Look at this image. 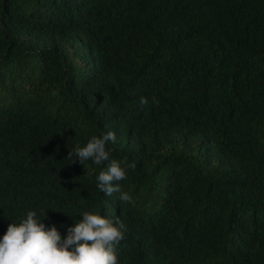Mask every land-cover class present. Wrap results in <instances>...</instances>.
Masks as SVG:
<instances>
[{"label":"trees","instance_id":"trees-1","mask_svg":"<svg viewBox=\"0 0 264 264\" xmlns=\"http://www.w3.org/2000/svg\"><path fill=\"white\" fill-rule=\"evenodd\" d=\"M108 131L130 202L66 159ZM28 211L119 217L117 264H264V0H0V240Z\"/></svg>","mask_w":264,"mask_h":264},{"label":"clouds","instance_id":"clouds-1","mask_svg":"<svg viewBox=\"0 0 264 264\" xmlns=\"http://www.w3.org/2000/svg\"><path fill=\"white\" fill-rule=\"evenodd\" d=\"M139 102L141 105L148 103L143 96ZM115 142L114 132H102L93 136L83 148L69 151L66 159L81 165L89 160L92 164L107 162L106 169L96 178L99 191L105 196L119 193L120 201L130 202L131 197L119 184L125 179L126 171L120 162L110 160L111 150H106L107 144ZM129 167L135 169V164ZM42 215L44 219H40L36 211H28L18 222L9 224L0 240V264H117L114 245L123 239L125 231L119 217L109 220L98 211L83 212L82 219L67 230L68 235L62 240L55 226L46 230L43 223L46 212Z\"/></svg>","mask_w":264,"mask_h":264}]
</instances>
